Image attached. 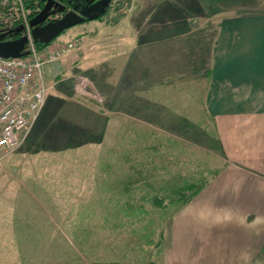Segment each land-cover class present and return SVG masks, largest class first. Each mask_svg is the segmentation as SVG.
Returning a JSON list of instances; mask_svg holds the SVG:
<instances>
[{
    "label": "rangeland",
    "instance_id": "1",
    "mask_svg": "<svg viewBox=\"0 0 264 264\" xmlns=\"http://www.w3.org/2000/svg\"><path fill=\"white\" fill-rule=\"evenodd\" d=\"M168 1L113 0L100 17L67 28L46 45L36 40L29 45L44 62L48 97L53 99L24 143L0 162V264L160 261L171 219L205 184L189 176H210L221 165L220 150L204 147L210 139L198 132L199 123L194 132L175 127L177 120L167 115L111 113L114 87L126 93L130 85H116L120 77L112 74L121 64L117 60L124 54L120 47L126 36L107 30L148 27L143 17L156 15ZM241 1L234 6L232 0H208L205 8L217 19L209 18L206 27L194 21L207 31L184 43L186 57H193L188 74L198 75L199 83L177 91L188 96L199 90L198 101L206 91L219 14L264 11V0ZM41 2L0 0V30L29 29ZM196 52L205 56L195 61ZM217 54L220 61L226 52ZM130 84L132 91L142 88L141 82ZM176 103L178 113L191 111L190 118L198 120L188 100ZM123 106V98L117 100L115 108Z\"/></svg>",
    "mask_w": 264,
    "mask_h": 264
},
{
    "label": "crops",
    "instance_id": "2",
    "mask_svg": "<svg viewBox=\"0 0 264 264\" xmlns=\"http://www.w3.org/2000/svg\"><path fill=\"white\" fill-rule=\"evenodd\" d=\"M232 1L234 6L244 2ZM208 4V0H170L156 15L143 17L148 27L107 30L126 36L120 47L124 54L117 60L121 64L112 69L120 78L113 81L130 87L131 82L142 83L140 91L128 87L126 93L115 86L110 109L125 117L140 113L175 117V127L186 131L190 127L196 132L193 126L199 123L201 130L195 128L210 139L204 147L217 145L220 150L221 165L211 169L210 176H189L206 180L205 184L171 219L172 230L162 238L158 264H264V11L236 17L219 14L218 39L212 44L213 75L207 77V89L198 101L199 90L185 96L177 89L199 83L198 75L188 74L193 57H186L184 43L203 31L202 25L211 24L209 18L218 16L210 15ZM196 20L201 27L193 25ZM119 21L114 23L120 25ZM231 36L238 41L233 43ZM218 52H226L220 61ZM202 56L196 52L195 61ZM121 98L125 106L115 108ZM52 99L48 97L44 109ZM184 100L195 106L197 121L190 118L191 111L177 112L181 106L176 102Z\"/></svg>",
    "mask_w": 264,
    "mask_h": 264
},
{
    "label": "built area",
    "instance_id": "3",
    "mask_svg": "<svg viewBox=\"0 0 264 264\" xmlns=\"http://www.w3.org/2000/svg\"><path fill=\"white\" fill-rule=\"evenodd\" d=\"M25 30H28L24 35L29 39L26 47L29 53L19 57L0 56V162L24 143L49 94L44 62L36 48H29L35 41L30 23Z\"/></svg>",
    "mask_w": 264,
    "mask_h": 264
},
{
    "label": "water",
    "instance_id": "4",
    "mask_svg": "<svg viewBox=\"0 0 264 264\" xmlns=\"http://www.w3.org/2000/svg\"><path fill=\"white\" fill-rule=\"evenodd\" d=\"M111 2L112 0H104L101 9L95 12L94 14H88L85 12L78 14L77 12L72 11L67 13L60 19L54 20L45 25L38 26V24H42L44 20L49 16L48 9L50 8V4H47L46 7L39 14H37L34 18L30 20L33 38L38 42L48 44L67 28H70L85 20H92L103 15L107 11ZM23 28L24 27H21L19 29L17 28L13 31L19 32ZM3 37L4 36H2L1 38ZM28 41L29 39L26 35L9 40L0 39V56L7 58L27 55L29 53L26 50Z\"/></svg>",
    "mask_w": 264,
    "mask_h": 264
},
{
    "label": "flooded vegetation",
    "instance_id": "5",
    "mask_svg": "<svg viewBox=\"0 0 264 264\" xmlns=\"http://www.w3.org/2000/svg\"><path fill=\"white\" fill-rule=\"evenodd\" d=\"M41 1H42V6L39 7L36 14H39L46 7L47 4H50V8L48 9L49 16L44 20L42 24H38V26L45 25L49 22L60 19L64 15L72 11L77 12L78 14H81L82 12L88 14H94L95 12L101 9L104 3V0H41ZM23 35H24V28L19 32H14L12 29L0 30V39L2 40L15 39ZM2 36L4 37L1 38ZM10 36L11 37L16 36V37L10 38Z\"/></svg>",
    "mask_w": 264,
    "mask_h": 264
},
{
    "label": "trees",
    "instance_id": "6",
    "mask_svg": "<svg viewBox=\"0 0 264 264\" xmlns=\"http://www.w3.org/2000/svg\"><path fill=\"white\" fill-rule=\"evenodd\" d=\"M42 3V2H41ZM41 6H42V4H41ZM37 13V12H36ZM15 36H13V37H11L10 36V38H14ZM39 45H46L45 43H39ZM140 168H142V167H140ZM198 189H200V188H198Z\"/></svg>",
    "mask_w": 264,
    "mask_h": 264
}]
</instances>
